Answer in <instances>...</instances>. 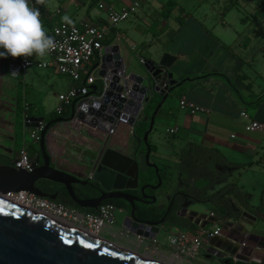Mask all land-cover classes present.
<instances>
[{"label":"crops","instance_id":"1","mask_svg":"<svg viewBox=\"0 0 264 264\" xmlns=\"http://www.w3.org/2000/svg\"><path fill=\"white\" fill-rule=\"evenodd\" d=\"M38 1L42 4V25L46 31L51 27L46 18L51 11H58L56 20H62L67 15L77 26L96 25L108 21L106 10L100 9L99 4L117 9L131 2ZM258 3L263 4L261 10ZM263 8L264 0H144L130 22H123L119 29L116 28L123 37L122 54L126 62H130V56L137 62L139 58L160 60L164 54L175 58L168 71L177 82V87L162 103L148 136L150 144L155 147V152L150 154V162L157 166L158 171L166 173L167 186L162 193L165 202L183 187L179 182L176 155L186 142L217 149L228 161L243 165L233 168L239 173L251 171L259 175L263 182L258 187L264 197V133L246 132L240 118V113L245 111L250 119L264 123ZM184 27L187 30L183 32ZM113 37L111 33L106 39ZM174 97L177 100L184 97L208 109L209 113L192 115L180 109L172 99ZM157 98L160 103L162 98ZM172 128L176 132L167 134L166 130ZM80 135L83 147L59 135H55L52 141L55 146L69 145L65 156L73 165H85L90 161V138L84 130ZM136 147L137 138L130 136L129 156ZM137 158L140 169L144 170V156L140 154ZM233 169L228 170L229 175L225 180L214 185L213 191L229 183L236 184L242 190V186L232 180ZM187 201L190 200L185 199V205ZM230 202L239 215L247 213L235 206L234 200L230 199ZM261 206L264 207V204ZM129 240L134 242L133 237ZM214 250L224 252L221 247H214ZM204 259L212 258L204 254Z\"/></svg>","mask_w":264,"mask_h":264},{"label":"water","instance_id":"2","mask_svg":"<svg viewBox=\"0 0 264 264\" xmlns=\"http://www.w3.org/2000/svg\"><path fill=\"white\" fill-rule=\"evenodd\" d=\"M122 51V44L109 45L103 50L102 66L97 75L107 81V90L100 98L95 97L99 95L95 85L87 86L85 81H82V87L89 91L83 93V89H80L72 104L70 115L66 118H56L45 124L39 141L41 165L28 173L0 164L1 167L7 169L6 172L0 171V210H2L0 212V264H157L155 260L148 261L143 259L142 255L112 245L100 238L68 229L57 221L1 198V195L8 192H27L53 201V197L43 193L36 186L40 181H49L62 185L71 202L80 209L96 210L104 201L122 199L131 206L130 213L123 221V226L131 233L147 240L156 237L165 222L166 215L156 222H140L134 215V204L136 202L155 203L156 197L147 196L144 191L148 188L157 190L162 183L157 166L150 162L148 136L153 129L156 114L162 103L177 87V82L170 72V88L162 89L157 85L161 68L169 69L175 62V58L164 54L158 62L151 60H145L144 64L138 62L141 70L135 72L128 70L130 64L125 61ZM98 65L99 63H95L93 68ZM123 91L128 92L125 98L120 97ZM153 95L162 99L149 119L147 131L142 138H137V147L129 156V136H123L120 133L110 135L108 132L113 124L119 122V131H126L134 136V127L142 117L144 105ZM76 107L79 108L78 112H76ZM74 118L76 120L73 125L75 132L58 125L70 122ZM26 120L31 122L25 124L27 128H35L38 122L44 121L43 118L32 116L27 117ZM51 124L53 126L50 128ZM50 130L79 138L80 141L81 130L88 134L90 161L88 164L78 165L81 171L88 172L91 181L101 188L98 197L77 198L74 186H84L88 184V180H82L79 176L51 166L50 154L46 147V135ZM141 143L146 147L144 166L154 169L158 182L156 185L142 186L140 188L142 198L140 199L123 190L138 188V176L142 169H140L137 156ZM171 205L172 199L166 213L170 211ZM177 216L186 219L198 228H204L217 222L214 216L198 213L185 207L177 213ZM230 226H232L231 223H226L220 235L209 243V248L221 247L226 252L224 255L217 256L218 259H225L229 256L243 264L250 261L264 264V262L261 263L262 260L264 261V238L249 234L241 226L235 225L237 229L235 233L241 239L234 241L226 236ZM206 252L207 257L215 255L210 252V249ZM248 253H251V256L247 255Z\"/></svg>","mask_w":264,"mask_h":264},{"label":"built area","instance_id":"3","mask_svg":"<svg viewBox=\"0 0 264 264\" xmlns=\"http://www.w3.org/2000/svg\"><path fill=\"white\" fill-rule=\"evenodd\" d=\"M143 2L144 0H131L128 5L117 9L99 4L98 7L100 9L106 10L108 21L96 25L82 24L81 26H77L72 23L68 24L63 20H56L58 11L49 12L46 18L50 21L51 27L46 32L54 39L55 45L47 55L48 58L8 57L3 59L4 73L8 78L16 80H23L27 72L30 70H53L58 75L67 77L69 79L68 88L65 92L58 95V105L55 107L54 111L59 116L67 112H69L70 115L72 104L80 89H83V93L89 91L82 87V81H85L87 86L94 85V82L97 80L102 83L101 91L97 90L99 95L95 96L97 99L107 90V81L99 78L97 75L102 66L103 50L109 45L122 44L123 37L116 30L117 25L135 14L143 5ZM32 5L39 10L40 19L42 21L44 17L40 10L42 4L38 0H32ZM111 33L114 34L112 42L105 45L104 40ZM144 61L145 60L140 58L138 59L140 64H144ZM95 63H99V65L96 68H93ZM169 81V71L162 67L160 80L157 82V85L162 89L165 87L169 89ZM127 94V91H123L120 93V97L125 98L127 97ZM178 107L192 115L209 113L208 109L197 105L184 97H181L178 100ZM78 111L79 108L76 107V112ZM27 117L31 116L25 115L24 124L31 123L26 120ZM240 118L244 122V130L246 132L264 133V123L250 119L245 111L240 113ZM75 122L76 120L74 118L70 122L60 123L58 125L69 131L75 132L76 130L73 127ZM44 126L45 122L42 121L38 122L37 127L30 128L31 136L35 143H39L40 133ZM118 126L119 122L113 124L108 134L114 135L115 133H120L123 136H129V138L132 136L126 131H119ZM175 132L176 129L173 128L166 130V133L169 135H172ZM55 135L62 136L65 140H69L71 143L83 147L79 138L58 131H48L46 135V147L50 154L52 167L70 172L79 176L81 179L85 178L86 180H91L88 174H84V172L81 171L78 164H71L70 160L65 156L69 145L65 143L63 145L55 146L52 144ZM49 145H51V147H49ZM37 166V158L34 155H31L29 150L23 147L17 152L15 158L11 161V165L8 167L29 173ZM1 198L9 203L20 206L48 219L69 225L74 229L95 238L101 239L100 235L103 231L118 239H131L133 237L136 247L144 248L145 252L143 254H146L150 258L156 259L157 262L163 264H195V261L204 259V254H207L206 251L209 249L210 241L219 236L222 230V228L217 226V221L212 226L198 228L194 233L183 230L169 233L165 240L168 251L164 252L157 245L156 237L152 240H147L142 236L131 233L129 229H126L123 226V221L128 214L122 208H118L112 204H102L95 210V212H82L78 209L68 208L63 204L56 203L49 199L40 198L27 192H8L1 195ZM124 213L127 215L122 221L121 228L116 230L115 227L118 224L117 215ZM209 215L214 216L213 213H209ZM228 233L231 235L236 234L231 226L228 227ZM145 241H149V243H146Z\"/></svg>","mask_w":264,"mask_h":264},{"label":"rangeland","instance_id":"4","mask_svg":"<svg viewBox=\"0 0 264 264\" xmlns=\"http://www.w3.org/2000/svg\"><path fill=\"white\" fill-rule=\"evenodd\" d=\"M239 4L242 6L240 1ZM262 6V3H258V9L261 10ZM239 11H241V8ZM243 14L247 15L245 12H243ZM131 17L132 16L123 22H130ZM262 17H264V11L262 13ZM121 23H119L116 28L119 29ZM238 25H240V23H238ZM186 30V27L182 29L183 32ZM164 38L165 36L161 39ZM45 58L48 57L45 56ZM153 60L155 62L159 61V59ZM129 64V71L133 70L135 72H139L141 70L137 60L133 56H130ZM33 71L34 70L28 71L23 80L8 78L4 73L3 59H0V155L8 157L11 159V161L15 158L18 150L23 147L34 151H37L39 148V143H35L33 141L31 129L25 127L23 118L24 114L21 111V106L23 104H25V107L30 106L32 117H46L48 119V115L51 114L58 105V95L62 92H65L69 85V79L67 77L58 75L53 70H44L38 72ZM157 97V95L153 96L149 102L144 105L142 117L135 125L136 135L142 132L145 124L149 121L154 110L156 109L158 105ZM172 99H174L175 103H178L176 97ZM142 152H144L143 148H141V151H139L138 155H140ZM142 155L144 156V154ZM237 172V170H231L232 180H234V182H236L239 186H242V191L246 196H248L249 204L252 207H260L261 204H264V197L262 198V194L258 186L263 182V179L251 171H240V173ZM166 186L167 181L165 179L163 180L162 186L159 187L156 191L157 193H155V197H158L156 206L160 209H164L169 204V200L165 202L163 199V191L166 190ZM187 202L188 203H186L184 207L189 210L202 214H208L211 212V206L209 204H198L192 201ZM235 206L238 208L240 207L237 203H235ZM126 215L125 213L117 215L118 224L115 227L116 230L121 228V222ZM217 221L218 222L216 224L220 228H222L226 223H231V228L235 232L237 229L234 226L238 225L241 226L247 233L256 235L259 238H264V215L253 216L248 213H242V215H239L237 219L228 217L226 221ZM212 225L213 224H210L208 226ZM179 230L186 231L185 229L176 226L170 228L169 230L161 227L159 233L156 235L157 245L159 246L160 244V248L162 250H166L167 247L165 240L167 235L170 231L176 232ZM235 235L237 236L238 234H234V236ZM100 237L109 241V243L112 245L121 247L132 253L143 255L145 252L144 248H137L134 242L127 238L115 239L105 231L101 233ZM145 242L149 243V241ZM209 249L215 254L216 257L212 259L197 260L195 261V264H222V262L217 257L221 256L222 252H214V248ZM154 260L156 261V259Z\"/></svg>","mask_w":264,"mask_h":264},{"label":"trees","instance_id":"5","mask_svg":"<svg viewBox=\"0 0 264 264\" xmlns=\"http://www.w3.org/2000/svg\"><path fill=\"white\" fill-rule=\"evenodd\" d=\"M112 42V39H105L104 44L108 45ZM98 91L102 89V83L97 80L94 82ZM23 112V118L25 115L32 116L31 107H25V104L21 106ZM69 112L57 115L55 111L48 115V119L45 117L44 122L50 123L56 118L68 117ZM53 125H50V128ZM149 122H147L141 133L136 135L135 127L134 134L137 138H142L147 131ZM150 154L155 152V147L152 146L148 140ZM141 148L144 149L145 145L142 144ZM20 150V149H19ZM28 150V149H27ZM141 151V149L139 150ZM31 155L37 158L38 165L42 164L40 147L37 151L29 150ZM142 152V153H144ZM178 159L177 170L179 172V182L183 185L181 189L176 191L171 199L172 205L170 211L166 213L167 207L159 209L154 203L136 202L134 215L140 222H156L162 219L165 215V222L161 227L169 230L176 226L185 229L188 232L194 233L198 227L184 218L178 217L177 213L184 208L185 199H189L192 202L198 204H209L211 206V213L219 221H226L228 217L237 219L239 211L233 209L230 199L234 200L245 212L250 215L257 216V214H264V207H252L248 202V197L243 191L234 183H229L218 190L213 191V187L216 183L225 180L229 173L228 170L233 168L242 167L241 164H236L228 161L217 149L204 147L195 142H186L180 148L176 155ZM0 164L5 166L11 165V159L6 156L0 155ZM52 166V164H51ZM161 178V186L163 180H165L166 173L158 172ZM157 177L153 168H145L139 173L138 176V188L135 190L125 191L136 196H140L139 189L144 185H156ZM89 185L93 186V196L97 195L101 191L98 184L91 182ZM43 193L48 195L56 194L57 197L53 200L56 203L63 204L68 208L78 209L82 212H95L92 209H80L73 204L67 197L64 187L57 183L49 181H40L36 185ZM160 186V187H161ZM146 193L154 195L152 189H146ZM130 194V195H131ZM229 196V197H228ZM169 200V202L171 201ZM103 204H112L118 208H122L127 214L130 213L131 206L122 199L107 200ZM169 205V204H168ZM241 264V263H236ZM254 264V263H252Z\"/></svg>","mask_w":264,"mask_h":264},{"label":"clouds","instance_id":"6","mask_svg":"<svg viewBox=\"0 0 264 264\" xmlns=\"http://www.w3.org/2000/svg\"><path fill=\"white\" fill-rule=\"evenodd\" d=\"M61 19L72 23L67 15ZM54 45L32 0H0V59L43 58Z\"/></svg>","mask_w":264,"mask_h":264},{"label":"flooded vegetation","instance_id":"7","mask_svg":"<svg viewBox=\"0 0 264 264\" xmlns=\"http://www.w3.org/2000/svg\"><path fill=\"white\" fill-rule=\"evenodd\" d=\"M142 144L143 143H141V145H140V149H141V146H142ZM139 149V150H140ZM67 152V151H66ZM139 153V152H138ZM146 153V148H145V152L144 153H140V154H145ZM151 153V152H150ZM65 155H66V153H65ZM142 171V170H141ZM140 171V172H141ZM139 172V173H140ZM82 180H86L85 178L84 179H82ZM92 181L91 180H88V184H86V185H84V186H80V185H77V186H74V193H75V195H76V197L77 198H79V199H90V198H96V197H98L99 195H100V192H98V194L97 195H94L93 196V186L92 185H89V183H91ZM64 190H65V188H64ZM125 191H130V190H123V192H125ZM154 191V195L153 196H155V193H156V191L157 190H153ZM65 192H66V190H65ZM125 193H127V192H125ZM127 194H131V193H127ZM139 194H140V196H136V195H133V194H131L132 196H134V197H137V198H142V195H141V193H140V189H139ZM144 194L145 195H147V196H152V195H149V194H147L146 193V189H145V191H144ZM66 195H67V197H68V199L70 200V198H69V196H68V194H67V192H66ZM50 196L51 197H53L54 199L57 197V195L56 194H50ZM71 201V200H70ZM145 201H147V200H145ZM104 202H106V201H104ZM103 202V203H104ZM102 203V204H103ZM211 252V251H210ZM224 254H226V252L224 251V252H222V255H224ZM216 256L215 255H211L210 256V258H215ZM263 259V258H262ZM261 259V260H262ZM221 262H222V264H236L237 263V261H235L234 260V258H232V257H227V258H225V259H219ZM264 261L262 260V262L261 263H263ZM238 263H240V262H238ZM253 262H249V263H247V264H252ZM241 264H243V263H241ZM254 264H258V263H254Z\"/></svg>","mask_w":264,"mask_h":264},{"label":"bare ground","instance_id":"8","mask_svg":"<svg viewBox=\"0 0 264 264\" xmlns=\"http://www.w3.org/2000/svg\"><path fill=\"white\" fill-rule=\"evenodd\" d=\"M0 171H7V169H5V168H3V167H1L0 166ZM55 221V220H54ZM59 223V222H58ZM60 224H62L63 226H65V227H67L68 229H71V230H73V231H78V232H81V231H79V230H76V229H74L73 227H71V226H69V225H66V224H64V223H60ZM226 236L228 237V238H231V239H233L234 241H238L239 239H241V238H239L238 236H234V235H231V234H229V233H227L226 234ZM242 241H244V240H242ZM251 253H248L247 255H250ZM142 258L143 259H146V260H148V261H154V259H152V258H150L149 256H147L146 254H143L142 255ZM157 264H163V263H161V262H156Z\"/></svg>","mask_w":264,"mask_h":264},{"label":"snow or ice","instance_id":"9","mask_svg":"<svg viewBox=\"0 0 264 264\" xmlns=\"http://www.w3.org/2000/svg\"><path fill=\"white\" fill-rule=\"evenodd\" d=\"M0 212H2V210H0Z\"/></svg>","mask_w":264,"mask_h":264}]
</instances>
